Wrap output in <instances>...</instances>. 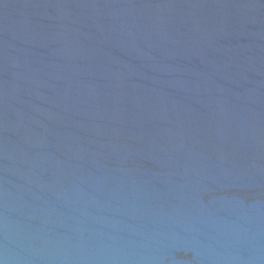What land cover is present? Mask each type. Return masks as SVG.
Listing matches in <instances>:
<instances>
[{
	"label": "water",
	"instance_id": "obj_1",
	"mask_svg": "<svg viewBox=\"0 0 264 264\" xmlns=\"http://www.w3.org/2000/svg\"><path fill=\"white\" fill-rule=\"evenodd\" d=\"M0 264H264V0H0Z\"/></svg>",
	"mask_w": 264,
	"mask_h": 264
}]
</instances>
